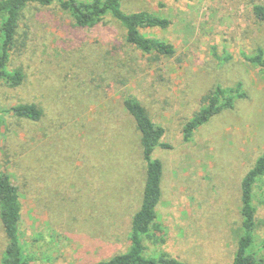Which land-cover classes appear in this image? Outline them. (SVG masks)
<instances>
[{
  "label": "rangeland",
  "instance_id": "374dc122",
  "mask_svg": "<svg viewBox=\"0 0 264 264\" xmlns=\"http://www.w3.org/2000/svg\"><path fill=\"white\" fill-rule=\"evenodd\" d=\"M264 0H124L131 14L167 18V29H142L175 47L172 56L144 54L110 16L91 28L75 25L58 2L28 5L21 49L10 69L18 87L0 82V110L35 104L39 121L2 115L0 178L18 187L20 246L26 264H93L127 252L147 178L140 134L124 107L137 98L170 149L157 224L164 242L145 243L188 264H232L242 234V181L264 153V71L245 61L264 49ZM1 24V17H0ZM238 85L236 99L189 142L183 127L216 86ZM259 223L254 250L264 257V177L254 188ZM1 207V204H0ZM8 239L0 218V264Z\"/></svg>",
  "mask_w": 264,
  "mask_h": 264
},
{
  "label": "trees",
  "instance_id": "16d2710c",
  "mask_svg": "<svg viewBox=\"0 0 264 264\" xmlns=\"http://www.w3.org/2000/svg\"><path fill=\"white\" fill-rule=\"evenodd\" d=\"M124 0H0V82L9 87H18L25 80L22 68L10 69L11 55L20 50L19 29L24 9L31 4L51 6L58 2L62 10L68 13L75 25L91 28L110 16L126 30L127 42L144 54L172 56L175 54L173 44L144 35L141 30L147 28L167 29L171 21L148 11L128 14L122 9ZM180 1V0H175ZM190 1V0H188ZM255 18L264 22V5L256 4L253 8ZM245 61L264 71V49L259 48L255 54H243ZM247 98V94L238 85L227 91L218 85L202 96L201 108L185 123L183 138L185 142L192 140L195 132L212 117L224 110L233 109L236 99ZM126 111L135 122L140 134L143 158L147 164V178L141 208L133 217L130 233V246L127 252L113 256L93 264H188L161 252L157 257L146 256L145 243L150 241L156 245L164 240L158 236L161 228L157 224V207L162 197V180L164 166L155 156L156 150L170 149L171 145L163 142L164 130L154 124L147 109L135 97L128 96L124 101ZM4 114H12L18 118L39 121L43 111L35 104L14 106L0 110L1 119ZM1 136V128H0ZM264 177V153L257 159L254 167L242 181V234L232 264H264V257H258L254 250L255 231L259 226L257 210L254 206V188ZM0 218L8 239L2 264H26L20 246V222L22 202L19 189L8 178H0ZM264 249V240L261 243Z\"/></svg>",
  "mask_w": 264,
  "mask_h": 264
}]
</instances>
